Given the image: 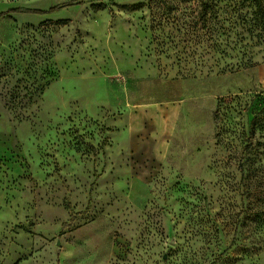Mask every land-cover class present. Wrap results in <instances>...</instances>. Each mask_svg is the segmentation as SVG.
<instances>
[{"label": "rangeland", "instance_id": "1", "mask_svg": "<svg viewBox=\"0 0 264 264\" xmlns=\"http://www.w3.org/2000/svg\"><path fill=\"white\" fill-rule=\"evenodd\" d=\"M202 2L231 18L215 48ZM19 9L42 13L0 20V264H264V0Z\"/></svg>", "mask_w": 264, "mask_h": 264}, {"label": "trees", "instance_id": "2", "mask_svg": "<svg viewBox=\"0 0 264 264\" xmlns=\"http://www.w3.org/2000/svg\"><path fill=\"white\" fill-rule=\"evenodd\" d=\"M246 1H249V0H246ZM63 7L64 6L55 7V8L52 9V11L53 10H58L59 8H63ZM201 8H202L201 17H202V21L204 22V25H205V35H206V38H207L206 45H209L208 46L209 49L210 48H215L216 46H214V45L210 46L211 45L210 43H212L214 41V37H215V40H217V38H218L217 37L218 31L215 32L214 28L211 26L210 23L213 22V21H215V19H216L217 22H218L216 24H227L228 22L231 23V18L230 19L224 18V13H220L219 11H216L215 10L216 7H214V5L211 4V3L202 2ZM13 13H32V14H39V13H42V12L41 11H38V10H24V9L10 10V11H7V12L0 13V20L3 19V18H5V17H7V16H10V14H13ZM222 17H223V19H222ZM222 35H225V34H222ZM206 53H207V51H206ZM245 59L247 60V58H245V57H243L241 59V65H238V67H244V68H246L248 64H249L248 67H253L254 66V64L250 66V64H252V63H248V62L242 65V62ZM249 60L251 61L252 58L249 57V59L247 61H249ZM216 69H217V66L212 67V68L209 69L208 72H213ZM220 72H224V69L221 68V71ZM218 120H219V117H216L215 116V121H218ZM77 217H78V214L72 215L70 222L64 224V227L63 228L64 229L71 228L74 225V223L76 222Z\"/></svg>", "mask_w": 264, "mask_h": 264}, {"label": "crops", "instance_id": "3", "mask_svg": "<svg viewBox=\"0 0 264 264\" xmlns=\"http://www.w3.org/2000/svg\"><path fill=\"white\" fill-rule=\"evenodd\" d=\"M251 76L254 84L258 85L261 90H264V65L254 67Z\"/></svg>", "mask_w": 264, "mask_h": 264}]
</instances>
